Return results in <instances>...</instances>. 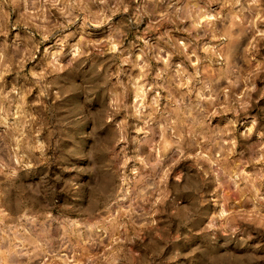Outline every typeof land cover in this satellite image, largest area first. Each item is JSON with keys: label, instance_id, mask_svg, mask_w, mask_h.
<instances>
[{"label": "rangeland", "instance_id": "1", "mask_svg": "<svg viewBox=\"0 0 264 264\" xmlns=\"http://www.w3.org/2000/svg\"><path fill=\"white\" fill-rule=\"evenodd\" d=\"M0 264H264V0H0Z\"/></svg>", "mask_w": 264, "mask_h": 264}]
</instances>
